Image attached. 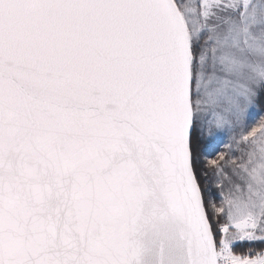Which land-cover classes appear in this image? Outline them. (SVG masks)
Wrapping results in <instances>:
<instances>
[{
  "label": "snow or ice",
  "instance_id": "obj_1",
  "mask_svg": "<svg viewBox=\"0 0 264 264\" xmlns=\"http://www.w3.org/2000/svg\"><path fill=\"white\" fill-rule=\"evenodd\" d=\"M0 264H264V0H0Z\"/></svg>",
  "mask_w": 264,
  "mask_h": 264
}]
</instances>
